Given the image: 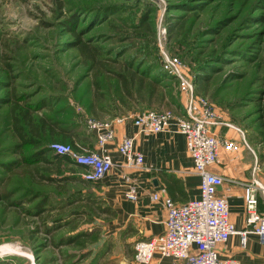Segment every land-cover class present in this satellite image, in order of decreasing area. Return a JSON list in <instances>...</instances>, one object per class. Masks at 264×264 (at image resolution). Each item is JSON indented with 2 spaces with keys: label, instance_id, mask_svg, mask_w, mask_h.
<instances>
[{
  "label": "rangeland",
  "instance_id": "374dc122",
  "mask_svg": "<svg viewBox=\"0 0 264 264\" xmlns=\"http://www.w3.org/2000/svg\"><path fill=\"white\" fill-rule=\"evenodd\" d=\"M73 14L75 31L93 53L82 51L66 31ZM168 56L178 58L196 95L264 150L257 126L264 104V0H0V98L40 102L33 119L65 128L78 147L88 149L89 118L183 111L185 95L164 68ZM201 73L207 80L197 82ZM9 107L0 103V189L6 183L17 204L0 200V264H106L110 253L101 260V249L97 255L94 250L112 243L101 227L108 216L84 206L96 182L61 179L72 175L70 165L57 174L51 169L57 181L42 178L43 165H22L4 176L1 163L17 158L7 150L15 142ZM48 132L49 144L69 142ZM79 172L74 175L84 180ZM44 200L46 211L32 215ZM92 230L96 243L58 244L61 237Z\"/></svg>",
  "mask_w": 264,
  "mask_h": 264
},
{
  "label": "built area",
  "instance_id": "2783aa9c",
  "mask_svg": "<svg viewBox=\"0 0 264 264\" xmlns=\"http://www.w3.org/2000/svg\"><path fill=\"white\" fill-rule=\"evenodd\" d=\"M164 68L175 74L179 89L185 95L183 111L173 110H142L129 115L114 116L105 120L89 118L88 130L95 136L98 149H85L68 143L54 142L49 144L54 152L66 154L75 164L81 166L79 175L87 181H99L112 168L113 163L105 144L116 138V126L125 120H130L137 132L154 134L159 132L177 131L184 136L186 149L193 163V169L199 177V196L190 198L183 203H176L169 196L160 198L153 194V200H161L166 210L165 229L157 236L140 239L134 242L133 260L138 264H151L155 254L172 259L170 264H240L232 257L221 258L216 244L226 242L229 236L239 235L242 246L246 244L248 233L256 234L264 243V214L257 208L258 194L264 186L255 178L244 188V204L246 216L245 227L238 229L228 219L229 208L226 198L219 195L217 187L223 178L214 174L210 167L218 160L221 146L233 151L232 141L218 137L215 126L220 123L243 131L238 126L223 121L204 96L194 93V83L181 73V63L177 57H166ZM117 150L123 157L124 165L129 169H143L145 166L143 154L137 150L133 137L122 135L118 140ZM128 186L124 195L135 200L136 187L133 180L125 176Z\"/></svg>",
  "mask_w": 264,
  "mask_h": 264
},
{
  "label": "crops",
  "instance_id": "0c3cea01",
  "mask_svg": "<svg viewBox=\"0 0 264 264\" xmlns=\"http://www.w3.org/2000/svg\"><path fill=\"white\" fill-rule=\"evenodd\" d=\"M115 130L116 138L106 143L104 150L109 153L113 166L101 180L93 181L97 186L93 191L90 190L94 196H99L102 206L107 208L106 212L101 213L107 214V223L103 222L101 227H105L106 232L112 236V243L108 247L100 244L94 252L96 254L101 249L98 252L101 260L109 252L107 260L104 258L106 264L109 261L112 264H138L133 260L134 242L157 236L165 229L166 210L162 201L153 200L152 195L157 193L160 198L169 196L176 203L186 202L199 196V177L194 172L181 133L172 130L154 134L139 133L128 119L116 126ZM241 130L243 135L222 123L215 126V134L232 141L235 148L231 151L221 146L218 162L210 167L214 174L223 178L217 192L226 198L228 219L236 230L245 227L244 186L253 178L264 186V150H257L250 145L245 131ZM122 135L133 137L134 146L142 152L145 166L150 171L129 169L124 165L116 146ZM84 146L98 149L93 133L89 143H84ZM125 176L134 182L137 195L135 200L124 195L128 186ZM257 208L264 214L262 191L258 194ZM245 241V246H242L239 235L233 234L226 242L216 244V249L221 258L232 257L240 264H264V243L252 233L246 235ZM152 259L151 264H170L172 261L159 254H155Z\"/></svg>",
  "mask_w": 264,
  "mask_h": 264
},
{
  "label": "trees",
  "instance_id": "16d2710c",
  "mask_svg": "<svg viewBox=\"0 0 264 264\" xmlns=\"http://www.w3.org/2000/svg\"><path fill=\"white\" fill-rule=\"evenodd\" d=\"M75 18L76 17L73 14L71 18L65 21L66 31L75 34L76 39L74 40V44L79 46L82 51L93 53V50L96 51L95 48H90L91 50L88 51L89 47L81 41L80 34L75 31ZM130 76L133 77V74L131 73ZM203 77L204 80H207L205 74L201 73V75L196 76V81L198 82V80H202ZM138 82V89H141L142 81ZM125 90L128 94H131L130 90L128 89V85H126ZM0 103L10 105L9 112L11 116V127L12 132L14 134L13 140H15V142H13L7 148V150L12 156L17 157L8 162L1 163V166L5 169L4 176L8 175V177H10L9 175H14V170L22 165L38 167H41L40 165H43L41 168H43L46 173L42 175V178L44 180L57 181L58 179H56L55 177H51V169L57 174L61 173L65 169L66 165H70V167H72L70 169L73 172L71 173L72 175H69L67 177H61V179L64 178L68 181L79 179V181L83 184L88 183L86 180H81L79 177L74 175L77 168L81 169L80 165L75 164L74 161H72L68 155L54 152L51 148H49L48 130L52 133L57 132L59 135L62 136V139H68V143H70L74 147H76V145H74L76 142L74 141L75 139L73 137H70L71 135L69 132L67 134L64 133L66 131L65 128L58 127L53 123H48V120L45 117H39L38 120L33 119L31 112L38 111L41 107H43V104H40V102L38 104H20L21 99L18 95H15L13 99L0 98ZM259 109H262L263 112L261 115L258 116L257 126L261 128L259 134L264 139V104H261ZM8 177L7 179H9ZM0 182H3V178H0ZM3 185L4 188L0 189V200L8 198L11 199L12 193L6 190V183ZM11 200V205L17 204V201H13V199ZM84 201L87 203L84 204V206L86 207L85 209H88L90 207L94 209V206H97L96 208L99 209V211H107V208L102 206V201L99 199V196L94 197V194L92 192H89L86 195V199H84ZM44 202L43 205L42 203L37 204L36 209L34 210L32 215H41L43 212L46 211V201L44 200ZM28 212L30 213V211ZM46 233L51 234L52 231L46 230ZM96 239L97 234L93 230L91 232L78 231L75 234L66 237H61L58 241V244H76L80 247H86V244L91 243L92 241H96ZM49 243L56 247L54 237H52ZM87 250L88 251L82 253L83 258L90 252V249Z\"/></svg>",
  "mask_w": 264,
  "mask_h": 264
}]
</instances>
